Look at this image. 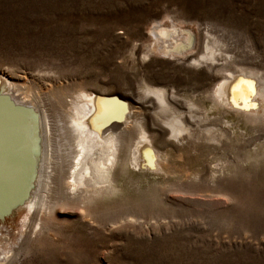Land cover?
Listing matches in <instances>:
<instances>
[{
	"label": "rangeland",
	"instance_id": "obj_1",
	"mask_svg": "<svg viewBox=\"0 0 264 264\" xmlns=\"http://www.w3.org/2000/svg\"><path fill=\"white\" fill-rule=\"evenodd\" d=\"M160 25L189 31L197 47L163 55L152 36ZM206 38L217 60L188 61ZM231 73L264 76V0H0V74L30 95L160 87L197 102L207 127L226 134L166 147L163 170L123 157L111 166L108 150L109 171L95 173L85 200L51 216L45 198L6 218L15 254L4 264H264V110L214 101Z\"/></svg>",
	"mask_w": 264,
	"mask_h": 264
},
{
	"label": "bare ground",
	"instance_id": "obj_2",
	"mask_svg": "<svg viewBox=\"0 0 264 264\" xmlns=\"http://www.w3.org/2000/svg\"><path fill=\"white\" fill-rule=\"evenodd\" d=\"M188 32L174 25L155 26L154 46L165 56H183L197 47L196 37ZM206 40L199 55L185 58L216 61L218 50ZM257 98L264 100V76L231 73L213 92L222 106L255 115L264 110ZM47 100L0 74V225L45 198V214L51 216L61 203L85 200L95 173L109 171L104 158L108 150L111 166L123 157L135 167L163 170L166 147L183 141L214 145L226 135L207 127L212 119L197 102L160 87L148 86L136 96L57 89ZM43 227L41 220L27 226L26 240ZM3 231L0 264L15 254Z\"/></svg>",
	"mask_w": 264,
	"mask_h": 264
}]
</instances>
